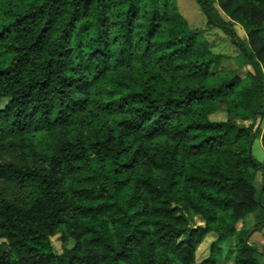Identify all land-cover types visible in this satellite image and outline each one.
Instances as JSON below:
<instances>
[{
	"label": "trees",
	"instance_id": "16d2710c",
	"mask_svg": "<svg viewBox=\"0 0 264 264\" xmlns=\"http://www.w3.org/2000/svg\"><path fill=\"white\" fill-rule=\"evenodd\" d=\"M195 1L242 66L175 0H0V264H260L264 0Z\"/></svg>",
	"mask_w": 264,
	"mask_h": 264
},
{
	"label": "rangeland",
	"instance_id": "374dc122",
	"mask_svg": "<svg viewBox=\"0 0 264 264\" xmlns=\"http://www.w3.org/2000/svg\"><path fill=\"white\" fill-rule=\"evenodd\" d=\"M175 2L179 13L186 20L188 26L192 29H202L204 38L212 43L213 51L221 54V58L211 66V70H218L220 68L234 69L243 64L244 59L241 56L240 50L230 42L229 37L221 29L206 25V17L195 0H175ZM233 29L240 39H245V34L239 25L235 24ZM248 70H251L249 65L244 66L241 71L244 73ZM214 118L222 119L223 115L218 113ZM231 118L237 125L246 126L250 122L249 120L243 119L235 114H232ZM251 154L258 161L264 160V149L262 148L259 139H254L251 145ZM9 159L10 157L7 154L0 152V161H7ZM260 183L261 179L259 175L256 179V185L259 186ZM195 223L201 224L202 222L200 219L196 218ZM239 225L240 224H238V226ZM253 225V214H247L244 223L245 228L252 229ZM213 239L214 235L212 233L205 235L202 243L196 251L197 260H201L209 254V244ZM248 239L249 242L257 246V249L261 253L257 256L258 260L260 264H264V228L259 232H252ZM50 242L57 253L61 252V244L57 235L51 237ZM235 243L236 239L231 238L227 244H223L222 252L216 258L218 264L231 262Z\"/></svg>",
	"mask_w": 264,
	"mask_h": 264
}]
</instances>
